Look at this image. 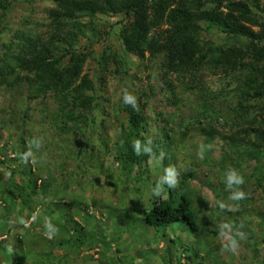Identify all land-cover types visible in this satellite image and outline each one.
<instances>
[{
  "label": "rangeland",
  "instance_id": "rangeland-1",
  "mask_svg": "<svg viewBox=\"0 0 264 264\" xmlns=\"http://www.w3.org/2000/svg\"><path fill=\"white\" fill-rule=\"evenodd\" d=\"M181 1L176 0L172 6ZM230 1L245 3L259 21L264 20V0ZM200 2L205 10L212 5L206 0ZM217 3L219 0H215ZM227 4V0L221 2L222 11H227L223 9ZM53 7L45 0H18L11 6L0 26V62L16 54L22 36L41 43L52 37L46 16ZM131 20L111 14L81 20L82 34H77L75 51L89 56L81 65L79 77L75 81L61 80L55 92L39 93L38 84L30 82L34 76L26 71L16 72L22 80L18 86L0 87V264L16 253L26 258V264H108L114 254L123 264H176L179 259L181 264H264V227L259 220L264 214V97H253L241 86L242 78L236 82L233 75L213 74L205 67L166 76L163 55L146 54L139 59L126 53L120 31ZM200 26L198 46L205 52L248 44L212 25ZM54 46L59 49L57 57L70 51L57 42ZM105 54H111L106 66L102 61ZM68 65L65 58L60 67ZM84 76L95 90L93 109L86 114L95 125L91 130L78 131V124L74 131L58 132L49 122L56 110L55 98L63 87L69 95L79 91L90 94L82 82ZM164 81L172 85L173 100ZM123 88L134 97L135 106L130 104L133 108L144 106L143 136L160 144L162 152L170 157L168 172L191 173L193 177L189 184L195 191L194 204L200 218L195 238L177 227L169 228L163 239L143 227L131 229L130 236L127 230L120 231V240L114 234L119 214L131 205L148 207L157 198L150 184L160 185L162 173L161 157L149 159L140 170L132 169L131 177L141 174L137 181L119 170L114 148L127 120L121 101ZM208 131H214L213 141L206 137ZM22 149L28 154L37 186L48 183L47 190L29 201L23 198L26 205L18 200L8 207L3 202L5 181L31 190L26 188L28 172L26 176L21 174ZM80 149L87 153L78 154ZM230 170L243 178L242 185L228 183ZM236 190L243 191L245 197L231 199ZM59 202L74 207L65 210L56 205ZM63 213L82 228L79 239L83 244L79 247L67 240L65 230L73 224L62 223L58 216ZM112 215H116L114 219ZM63 225L68 229L63 230ZM204 226L216 229L217 235L204 234ZM238 232L244 233V239ZM92 233L105 236L112 243L110 248L104 249L100 242L88 244L86 236ZM229 238L237 240L234 251L223 250ZM175 239L180 243L172 245L170 240ZM58 241H68V245L59 247ZM195 242L194 249H201L199 255L188 252L183 256L182 246Z\"/></svg>",
  "mask_w": 264,
  "mask_h": 264
},
{
  "label": "trees",
  "instance_id": "trees-1",
  "mask_svg": "<svg viewBox=\"0 0 264 264\" xmlns=\"http://www.w3.org/2000/svg\"><path fill=\"white\" fill-rule=\"evenodd\" d=\"M18 0H0V26L8 16L9 10ZM54 4V7L47 13V19L54 33L47 42L41 43L39 39L31 37H21L19 40V50L9 58H4L0 62V87L12 89L22 83L17 78V71H26L34 77L30 82L38 84L40 92L46 95L49 92H55L61 80L75 81L81 73V65L84 63L89 53L82 54L75 45L79 34L82 31L79 22L83 19H92L98 15H123L124 19H131L120 31L121 42L126 53H132L139 59H143L146 54L152 57L157 55L164 56L163 68L167 75L175 74L180 76L185 72L197 69L212 71L213 74H222L224 76H234V81L242 78L241 86L250 91L253 97H264V20L259 21L256 15L243 2L228 1L222 11L221 2L215 4V0H206L212 3L211 7L205 10L200 0H182L175 6H172L176 0H45ZM225 1V0H224ZM210 6V5H209ZM151 12L154 14L150 16ZM202 24H209L217 28L221 33L239 37L248 41L244 48L231 47L226 50H200L198 46V35L202 31ZM165 26L166 29H161ZM252 28H258L260 31L255 33ZM83 29V28H82ZM79 36H78V35ZM67 46L70 51L57 57L59 49L54 46L55 43ZM110 53V52H108ZM111 54L102 56V61L106 66ZM65 58H68V67L61 68ZM114 58V57H112ZM13 61V63L11 62ZM10 63L14 64L12 66ZM206 64V65H205ZM205 65V66H204ZM208 65V66H207ZM213 68V69H212ZM238 74V75H237ZM83 84L87 85L90 94L79 91L74 95L66 92L63 87L60 94L55 98L56 110L49 120L51 125L58 132L66 133L74 131L76 125H80L78 131L92 129L95 125L92 120L87 119V113H91L96 100L95 90L87 80L82 77ZM169 83V82H168ZM166 91L170 89L172 100L175 92L172 85L166 81ZM170 84V83H169ZM122 89V106L126 112V125L121 127L119 137L115 142V159L119 165V170L130 176L132 181H137L140 177L133 178L130 173L132 169L140 170L141 166L149 159L157 160L161 157V177L160 185L151 183L155 189L156 186L164 188L160 196H156L148 207H138L131 205L119 214L117 218L118 226L114 229L120 240V231L128 232L129 236L136 227L152 229L156 234H161V238L167 237V231L170 228L177 227L189 235H197V228L200 221L198 208L194 204V189L190 186L193 178L191 173L174 174L172 179L175 181V187L168 183V163L169 158L165 151L162 152L160 144L156 141H148L143 133L146 131V123L141 113V108L137 110L130 104H125ZM178 101V100H177ZM177 103V102H176ZM79 108V112L76 114ZM209 141L215 138L214 131L206 132ZM23 145V142H22ZM258 151V149H255ZM87 153L86 150H79L78 154ZM27 154L25 149L21 151V158ZM87 155V154H86ZM163 155V156H162ZM88 156V155H87ZM21 174L29 176L26 188L18 187L13 181L8 184L6 181L2 192L4 193L5 206H15L19 200L24 203L32 199L38 192L44 194L47 185L39 183L32 176L28 165L27 156L21 161ZM3 163L0 161V167ZM36 166V165H35ZM27 168V169H26ZM145 173V172H144ZM11 179H14V172H11ZM149 177V176H147ZM33 179V180H31ZM143 181V180H142ZM164 181V184H163ZM167 181V182H166ZM148 181L145 180L146 185ZM166 183V185H165ZM6 187V189H5ZM155 195V194H154ZM27 198L23 199V198ZM6 202V203H5ZM27 204V203H26ZM25 204V205H26ZM57 206L70 210L74 205L56 203ZM112 215L111 219H114ZM130 216L132 218H130ZM50 217V216H49ZM51 218V217H50ZM58 218L64 225L73 224L70 229L65 230L68 241H75L76 247L83 244L79 237L83 236L82 228L64 213ZM260 223L264 227V214L259 217ZM58 221V220H57ZM59 221L58 224L59 225ZM134 224H137L134 225ZM61 225V224H60ZM61 228V226H59ZM132 229V230H131ZM204 234L215 237L217 230H211L204 226ZM122 235V234H121ZM86 236V235H85ZM86 242L88 244L100 242L104 249H109L111 242L105 239V236L92 233ZM68 241L57 244L59 247L68 245ZM51 244L54 241L51 240ZM172 245L180 243L179 239L170 240ZM149 243V242H147ZM197 242L182 246L183 256L191 252L194 256L199 255L201 249H194ZM2 242H0V247ZM55 245V243H54ZM99 245V244H98ZM2 250V248H1ZM20 253L21 248L19 247ZM51 251H49L50 253ZM47 253V254H49ZM115 254L108 261V264H123ZM5 264H26V258L21 254H14L7 258ZM165 263V262H164ZM130 264H133L130 263ZM142 264H146L142 262ZM176 264H181L180 259Z\"/></svg>",
  "mask_w": 264,
  "mask_h": 264
},
{
  "label": "clouds",
  "instance_id": "clouds-1",
  "mask_svg": "<svg viewBox=\"0 0 264 264\" xmlns=\"http://www.w3.org/2000/svg\"><path fill=\"white\" fill-rule=\"evenodd\" d=\"M123 99H124L125 104H132L133 106H135L134 97L131 96L127 92L126 89L123 91ZM27 155L28 154H25V157ZM25 157H22L21 159L23 160ZM230 173H231V175L228 177V183L229 184H231V185H233V184L242 185L244 183L243 178L240 177L235 172V170H230ZM173 175H174V173L171 170H169V173H168V183L171 186L175 187V181L172 179V176ZM163 191H164V188L159 187V186H157V188L153 189V193L156 196H160ZM244 197H245V193L243 191L236 190V191L233 192V194H232V196L230 198L233 199V200H240V199H243ZM221 207H223V206H221ZM237 235L239 236L240 239H244V233L238 232ZM236 248H237V240L236 239L229 238V243L224 246V249L223 250L234 251Z\"/></svg>",
  "mask_w": 264,
  "mask_h": 264
}]
</instances>
